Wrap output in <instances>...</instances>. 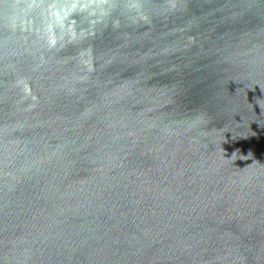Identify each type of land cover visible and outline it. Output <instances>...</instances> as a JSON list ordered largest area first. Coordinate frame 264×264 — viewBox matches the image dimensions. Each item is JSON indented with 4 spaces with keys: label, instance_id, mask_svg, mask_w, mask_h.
<instances>
[{
    "label": "water",
    "instance_id": "1",
    "mask_svg": "<svg viewBox=\"0 0 264 264\" xmlns=\"http://www.w3.org/2000/svg\"><path fill=\"white\" fill-rule=\"evenodd\" d=\"M0 264H264V0H0Z\"/></svg>",
    "mask_w": 264,
    "mask_h": 264
}]
</instances>
